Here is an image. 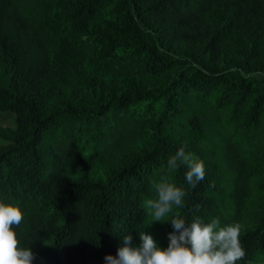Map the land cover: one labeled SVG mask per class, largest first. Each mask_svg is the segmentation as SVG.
I'll return each instance as SVG.
<instances>
[{"label": "trees", "instance_id": "16d2710c", "mask_svg": "<svg viewBox=\"0 0 264 264\" xmlns=\"http://www.w3.org/2000/svg\"><path fill=\"white\" fill-rule=\"evenodd\" d=\"M89 45L125 47L130 69L163 82L106 79ZM0 109L16 114L0 130V202L21 205L33 264H106L140 231L167 248L176 213L240 222L237 264H264V0H0ZM181 147L205 178L192 188L180 167L184 206L151 223L142 204Z\"/></svg>", "mask_w": 264, "mask_h": 264}, {"label": "clouds", "instance_id": "9594fccd", "mask_svg": "<svg viewBox=\"0 0 264 264\" xmlns=\"http://www.w3.org/2000/svg\"><path fill=\"white\" fill-rule=\"evenodd\" d=\"M182 166L187 168L185 179L192 188L205 178L204 161L184 147L179 148L168 158L154 186L156 197L142 204L152 217L151 223L169 222L166 217L184 206L187 192L172 179ZM24 215L18 202H0V264H33L36 259L31 247L22 246L18 233ZM170 222L174 230L168 235L167 248L159 247L153 236L144 231H140L141 245L134 247L133 237L128 234L117 255L105 257L106 264H237L246 255L240 240V222L221 226L218 217L207 223L197 217L189 224L179 213Z\"/></svg>", "mask_w": 264, "mask_h": 264}, {"label": "rangeland", "instance_id": "374dc122", "mask_svg": "<svg viewBox=\"0 0 264 264\" xmlns=\"http://www.w3.org/2000/svg\"><path fill=\"white\" fill-rule=\"evenodd\" d=\"M204 24H201L203 32L204 29L208 27V21L203 20ZM233 40H228V43L223 45L221 48L216 49L215 55L213 56L210 63L217 69H221L222 67H225L229 63L230 56L232 55V46ZM89 48H87V51L89 53V61H88V67L91 70L99 72L104 78H118L120 80V83L124 87H128L131 80H136L137 83L141 86H152L157 85L163 81L162 79L154 77L152 75L148 74H140L137 73L134 68L130 69V61L131 56L129 54V51L125 47H120L118 50V54L121 55L120 58H105L99 51L98 45H89ZM84 48L79 49V53L83 52ZM75 52H71V54H74ZM7 127H16V114L13 111H3L0 109V130L2 128ZM7 142L3 140V138L0 135V147L6 145ZM100 165V164H99ZM97 171H93L94 176H101L103 175L102 172L104 171V168L101 166H98Z\"/></svg>", "mask_w": 264, "mask_h": 264}]
</instances>
